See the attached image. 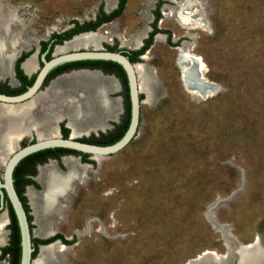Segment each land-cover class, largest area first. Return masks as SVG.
Segmentation results:
<instances>
[{"label": "rangeland", "instance_id": "1", "mask_svg": "<svg viewBox=\"0 0 264 264\" xmlns=\"http://www.w3.org/2000/svg\"><path fill=\"white\" fill-rule=\"evenodd\" d=\"M75 1L67 0V25L73 16L86 20L102 2L109 8L108 0ZM158 1L129 0L120 19L99 29L107 38L95 49L139 47L135 36ZM161 1L160 27L181 38L174 45L195 43L206 78L221 90L194 99L174 62L178 50L160 34L164 41L139 61L155 72L161 93L151 103L144 94L138 136L115 156L84 164L86 179L61 199L59 212L46 211L54 233L72 242L60 250V263L187 264L206 252L227 255L214 222L241 244L264 239V0H195L192 10L206 24L189 29L168 16L180 0Z\"/></svg>", "mask_w": 264, "mask_h": 264}, {"label": "bare ground", "instance_id": "2", "mask_svg": "<svg viewBox=\"0 0 264 264\" xmlns=\"http://www.w3.org/2000/svg\"><path fill=\"white\" fill-rule=\"evenodd\" d=\"M113 3L114 0H108V7H112ZM194 3L195 0H180L175 7H169L168 16L171 15L186 28L205 25L206 20L202 12L192 11ZM1 4L0 0V79H3L12 77L13 59L17 57L21 49L27 48L30 42H34L35 36L30 30L25 33L13 32L6 23L5 12L3 13ZM146 35L147 30L139 31L134 39L135 45L140 46L141 40ZM106 38L98 31L79 35L67 42L65 46L57 48L55 56L86 48H100ZM156 39L157 42L164 41V36L158 35ZM188 47L189 45L184 43L178 49V62L186 89L193 96L203 91L213 93L217 85L202 78L204 63L200 58H193L190 55L193 50L189 51ZM34 59L30 58L24 63V70L28 74H32L36 69ZM136 68L141 91L147 95L145 103H151L161 93L159 82L148 65L140 63L136 65ZM119 92L121 88L113 77L103 76L99 72L82 71L58 78L30 103L21 106L0 105V165L7 163L10 155H13L18 148V141L32 128H40L44 125L50 127L48 133H40V139L56 136L58 134L57 123L65 120L75 137L85 136L92 131L110 129L111 126L107 124V121L116 120L117 115L121 113V104L118 98L112 99L109 95ZM45 99L51 102L52 112L46 114L49 116L47 122H41L35 114V106ZM64 165L67 168L66 172L61 171L54 162L42 167L36 179L42 186V191L37 192L32 187L27 190L28 195L27 193L26 195L35 217L34 222L39 226L35 230L38 237H46L54 233L53 222L45 218L46 211L59 212L62 207L61 199L66 198L73 191L76 182L86 179L90 169V166L82 165L74 158H65ZM214 223L215 228L221 231L226 239L228 252H236L238 264H264L263 238L258 237L255 246L239 247V242L228 234L226 227ZM8 224V217L4 212L0 216V245H5L7 242ZM64 248L65 246L61 245L41 247L33 264H63L59 262L61 258L59 252ZM223 257L206 252L188 261L187 264H229L230 258L224 259Z\"/></svg>", "mask_w": 264, "mask_h": 264}, {"label": "flooded vegetation", "instance_id": "3", "mask_svg": "<svg viewBox=\"0 0 264 264\" xmlns=\"http://www.w3.org/2000/svg\"><path fill=\"white\" fill-rule=\"evenodd\" d=\"M128 1L129 0L126 1L125 7H124V10L122 11V13L116 17H112V16L120 9L121 0H114V3H113L114 5L110 8H107V3L105 5L102 2L99 6H96L94 8V11L92 10L91 16L89 18H87L86 20L81 21L77 16H73L70 18L69 25H67L66 24V22H67L66 21V18H67V10H66L67 9V0H33V1L5 0V2L7 3L8 6H6V5L4 6L3 0H1V2H2L1 8L3 10V13L5 12L6 23L10 26V28H12L13 32L15 31V32H24L25 33V31L30 30L31 32H33V34L35 36V40H34V42H30L27 45V48L21 49V51L17 55V57L15 59H13V61H12V73H13V75H12V77L0 79V93L8 95V96H16V95L24 93L35 82V80H36V78H37V76H38V74H39V72L43 66L42 56L45 52H48V54L46 55V58L48 60H51L53 58V56H55V52H56L55 48L58 45H62L64 43V41L71 40L74 36L80 35V34L86 33V32H97L98 31L99 33H101L99 31V29H101L105 25L115 23L118 19H120L123 16L124 12L126 11V7L129 5ZM161 2L162 1L159 0L157 5H156V9L153 12H151L152 13L151 22H149V24L144 29H141V30H147L148 35H146L147 37L142 39L143 41L141 40V45L139 47H137L136 49H124L121 46H117V44L114 43L112 46L107 45L108 49L111 51L126 50V51H128V54H126V55L129 57V59L132 62H139V61L145 60L142 58V56L145 55L146 52L152 48V46L154 45V42L157 41V39H155L156 36L160 35V34H165V35H167V37H166L167 46L170 49L178 50L180 47L178 45H174V44H177L181 38L173 37L171 35V32L169 29L160 27L159 22L162 19V13H161L162 4H161ZM6 7H9L11 10L7 9ZM100 20H102L101 25L99 27H97V29L93 30L92 27L94 26V24H96ZM82 29H84L85 31H82ZM187 29H189V28H187ZM155 32H157V33H155ZM153 33H155L154 41H153L152 45L149 47V49L147 51H145V53L136 54L137 51H139L143 47H145V45L147 44V42L149 41V39L151 38ZM72 34H75V35H73V37L71 39L65 40L67 38V36L72 35ZM183 37H186V36H183ZM181 42H179V43L183 44L184 40L183 41L181 40ZM103 49H105V48H103ZM64 54H66V53H64ZM31 55H34L32 57H34L35 59L32 58ZM60 55H63V54H60ZM25 56H27V57H25ZM56 56H59V55H56ZM30 57H31V59H34V63L36 65V69L34 70V72L32 74H28L24 70V63H26V61L28 59H30ZM20 60H21L20 68L23 71V74L27 77L28 82L32 81V83H28L25 80H23V78L21 77V74L18 72L17 65H18ZM174 62L176 64V66H178V68H179L180 65L178 62V57L175 59ZM59 67L53 69L48 74V76L46 77V79L44 81L43 87L41 88L40 94L45 92V90L51 86V84L55 81V79H57L59 76L63 75L64 73H68L72 70H78V69H98V70H101L106 75L115 76L120 83L119 86H120L122 91L119 93V96H121L123 99L122 100V106H123L124 111L120 117V122L119 123L114 122L113 128H115L116 124L122 123L124 116H125V113H126L125 96H124L126 89H125L123 79H122V77L119 74V71L117 69L106 66L104 64L101 66H98V67H94V68L89 67V65L85 67L84 65L82 66V65H77V64L76 65L72 64L71 67L63 69V70L58 69ZM179 69H181V68H179ZM49 80H50V82H49ZM47 82H49V83L46 85ZM127 88H128V86H127ZM128 93H129V90H128ZM142 99H144V97ZM41 101L47 102V105H44V107H43V103H41ZM41 101H39L36 104L35 109H38L40 106L44 108L43 109L44 114L41 113L40 116L38 115V119L41 120V122H45V121L47 122V119L49 118V116H47L46 114L47 113L51 114V112H52L51 102L47 99L41 100ZM0 105H2V104H0ZM66 123L67 122L62 121V122L58 123L59 124L58 126L60 127V132L63 135V137L67 138L69 136V134L67 136ZM51 126H53V125H51ZM47 127H48V129H46ZM56 127H57V125H56ZM49 128L50 127L46 126V125H44L43 127H40V128H32L28 133H26L18 141V143L20 142V146L24 147L30 143L36 142L37 137H39L40 133H43V132L48 133ZM34 131L37 132L38 136H37L36 132H34ZM69 133H70V131H69ZM106 133L101 132V134H106ZM101 134L99 133L98 135H96L95 133L94 134L92 133L88 137H86V136L81 137L80 141L90 143V144H94L95 139L101 138ZM26 136H29L32 138L30 139L29 137H26ZM34 154H36V155H34ZM34 154L29 155L25 158H34L30 164L34 165V168H36V175L33 176L32 173H29L30 171H28L27 173H25L23 178L24 179L31 178L37 184H38V181H36V178L39 175L40 169L42 167L52 163V162L56 163V165L59 168H61L60 165L62 162L64 164L65 158L79 157L81 164L82 163L83 164H94L95 163L94 161H96V160L92 159L90 155H85V154H82V153H79V152H76L73 150H69V149L57 150V148H54L52 150L47 149V150L39 151V152L34 153ZM64 172H66V171H64ZM31 187L33 189H35V188L37 189V187H35L34 185H28L26 187L25 193H24V196L27 199H28V197H27L28 191L27 190ZM26 193H27V195H26ZM6 209L8 210L7 217L9 220V224L7 226L8 228H6L9 230L7 232L8 244L6 242V244H7L6 246H8V245H10L12 231L10 229L11 218H10L9 209H8L7 197H6ZM31 211H32V209H31ZM33 220H34V216H33ZM37 238H39V237H37ZM67 241H69V240H67ZM0 259L8 261V264H14V258H13L12 253L4 254L3 251L1 250Z\"/></svg>", "mask_w": 264, "mask_h": 264}, {"label": "water", "instance_id": "4", "mask_svg": "<svg viewBox=\"0 0 264 264\" xmlns=\"http://www.w3.org/2000/svg\"><path fill=\"white\" fill-rule=\"evenodd\" d=\"M193 12L196 11V7L192 10ZM191 12V11H190ZM209 23V22H208ZM89 33H95V32H86L82 34H89ZM80 34V35H82ZM79 35L74 36L71 40L64 41L62 45H58L55 50L58 47L64 46L67 42L72 41L75 37ZM158 36V35H157ZM156 36V38H157ZM155 38V39H156ZM194 42L189 43V51H192L194 48ZM184 45V43H183ZM182 45V46H183ZM181 48V47H180ZM146 52L145 55L142 56L143 59L147 57ZM48 52H45L42 56L43 59V66L35 80L32 86H30L24 93L16 95V96H8L5 94L0 93V104L2 105H8V106H21L26 103H30L34 98H36L40 92L41 88L43 87L44 81L48 74L55 68L62 66L64 64L68 63H74V62H82V61H111L120 64L127 75V86L129 90V99H130V124L128 127V130L124 134V136L117 142L111 144V145H95L90 144L86 142L80 141V138L82 137H75L72 135V131L70 130L68 123H66L67 129L70 131L69 136L63 137V135L60 132L59 124L57 123L58 127V134L54 137H48L40 139L37 137L36 142L30 143L24 147L20 146V142L18 144V148L14 152V154L9 158L7 161L3 176L0 177V212L8 215V210L6 209V197L8 198L10 204L12 205V208L14 210V213L17 218L18 226L20 229V235H21V261L20 264H33L36 258L33 257L34 252L36 251V245L33 241L34 238H37L34 229L31 228V225H34V220L30 222L29 215L34 216L33 212L30 211L27 212V209L15 187V180H14V171L18 164L27 156L32 155L34 153H37L39 151L47 150V149H54V148H63V149H69L73 150L82 154L90 155L92 159L98 161V159L102 158H108L115 156L122 150H124L127 146H129L133 140L138 136L141 122H142V104L144 102V99H142V95H144L140 88L139 83V75L137 72L136 65L140 64L139 62H132L129 57L126 55L128 54V51L126 50H120V51H111L107 49H83L78 50L74 52H69L63 55L59 56H53L51 60H48L46 58V55ZM54 55V54H53ZM193 58H202L194 53H190ZM34 55H31V57ZM30 57V58H31ZM145 64V63H144ZM207 67L204 63L203 71H202V78L207 79L206 76V70ZM82 71H90V72H99L103 76L113 77L118 84V79L113 75H106L101 70L98 69H78V70H72L68 73H64L63 75L59 76L58 78H61L62 76L69 75L75 72H82ZM154 77L156 78L155 72L152 73ZM204 74V75H203ZM57 78V79H58ZM55 79V80H57ZM157 79V78H156ZM207 82H210L211 84H216L214 82H211L207 79ZM217 85V84H216ZM221 90V87L217 85L216 91L209 94L206 91L200 92L198 95L193 96L190 94L194 99L202 101L207 100L208 98L216 95ZM120 100V104L122 103V97L118 96ZM121 106V113L124 111L123 106ZM120 114L117 115L116 120H112L115 123L120 122ZM108 125L111 126L110 129L113 128V125L107 122ZM108 129V130H110ZM108 130H100L102 133H106ZM36 132V131H34ZM32 133V132H31ZM96 135H98V131L94 132ZM37 134V132H36ZM91 135V132L87 135L88 137ZM38 136V134H37ZM74 159L78 160L80 162L79 157H74ZM83 164V163H82ZM84 165V164H83ZM37 179V178H36ZM36 190V189H35ZM28 205L30 206V209H32L30 202H28ZM57 233H53L46 237H39V239L46 240L49 238H52L56 236ZM258 238V237H257ZM257 238L253 243L242 245L239 242V247H252L255 246L258 242ZM53 245H61L65 246V244L61 240H56L48 245H40L41 247H49ZM208 253V252H207ZM212 253L213 252H209ZM39 254V253H38ZM38 256V255H37ZM223 258H230L229 264H238L236 252H228L227 255H222ZM216 257V256H211Z\"/></svg>", "mask_w": 264, "mask_h": 264}, {"label": "trees", "instance_id": "5", "mask_svg": "<svg viewBox=\"0 0 264 264\" xmlns=\"http://www.w3.org/2000/svg\"><path fill=\"white\" fill-rule=\"evenodd\" d=\"M127 0H121L120 2V9L112 16V17H116L118 15H120L122 13V11L124 10L125 7V3ZM102 20L98 21L96 24H94V26L92 27L93 30L97 29V27H99L101 25ZM82 31H85L84 29H82ZM157 33V32H155ZM155 33L152 34L151 38L149 39V41L147 42V44L145 45V47H143L141 50L137 51L136 54L139 53H145V51H147L149 49V47L152 45L153 41H154V35ZM73 35H69L67 36V38L65 40L71 39L73 37ZM27 57V56H25ZM20 62L19 61L18 65H17V70L18 72L21 74V77L23 78V80H25L26 82H28L27 77L23 74V71L20 68ZM73 65H84L85 67L89 65V67H98L101 65H106L112 68H115L119 71V74L121 75L124 85H125V89L126 92L124 94L125 96V109H126V113L124 116V119L122 121L121 124H116L115 126V131L114 132H110L108 134H101V138H97L94 141L95 145H111L117 141H119L124 134L126 133V131L128 130L129 124H130V99H129V93H128V88H127V75L126 72L124 70V68L115 62H111V61H82V62H74V63H68L65 64L63 66H60L58 69H66L69 68ZM57 71V70H56ZM54 73V72H53ZM58 75V74H57ZM50 82V80H49ZM47 82L46 85L49 83ZM28 83H32V81H29ZM144 96L142 95V98ZM67 136L69 134V130H66ZM48 150H52V149H48ZM57 150H65L63 148H57ZM36 155V154H34ZM87 155V154H85ZM34 158H24L16 167L15 172H14V179H15V187L21 197V199L23 200V203L27 209V212L29 213L31 211L30 206L28 205V199L24 196L25 193V189L28 185H34L35 187L39 188V185L31 178L28 179H24L23 176L25 175V173H27L28 171H30L29 173H32L33 176L36 175V168H34V165L30 164L31 161ZM7 202H8V209H9V214H10V218H11V225H10V229L12 231L11 233V241H10V245L3 247L1 250L3 251L4 254L6 253H12L13 258H14V264H20L21 261V235H20V229L18 226V222H17V218L16 215L14 213V210L12 208V205L10 204L8 198H7ZM29 220L30 222L33 221V216L29 215ZM31 228L33 229L34 226L31 225ZM56 240H62L64 242V244H71V241H67L64 239V236L61 234H57L56 236L46 239V240H42L39 238H34L33 241L36 245V251L33 254V257L36 258L38 255V251H39V246L40 245H48Z\"/></svg>", "mask_w": 264, "mask_h": 264}]
</instances>
